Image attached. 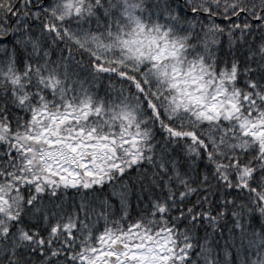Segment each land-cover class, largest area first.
<instances>
[{
	"label": "snow or ice",
	"instance_id": "6c2138e0",
	"mask_svg": "<svg viewBox=\"0 0 264 264\" xmlns=\"http://www.w3.org/2000/svg\"><path fill=\"white\" fill-rule=\"evenodd\" d=\"M0 264H264V0H0Z\"/></svg>",
	"mask_w": 264,
	"mask_h": 264
}]
</instances>
